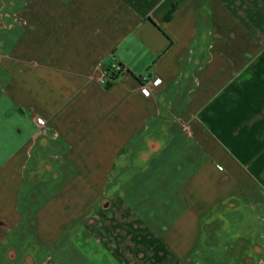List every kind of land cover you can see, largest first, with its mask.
Segmentation results:
<instances>
[{
  "label": "crops",
  "instance_id": "crops-1",
  "mask_svg": "<svg viewBox=\"0 0 264 264\" xmlns=\"http://www.w3.org/2000/svg\"><path fill=\"white\" fill-rule=\"evenodd\" d=\"M2 3L3 19L19 21L20 57L29 50L34 62L25 92L21 78L19 95H2L35 128L19 156L38 147L41 115L59 155L43 154L76 165L44 177L98 181L77 198L73 183L42 190L29 208L37 232L59 219L69 230L51 240V264L82 263L79 226L98 232L89 239L114 264H218L225 212L221 259L264 264V0ZM114 65L123 71L106 88ZM151 77L159 83L145 96ZM31 84L37 95H25ZM22 180H4L1 220L22 219L11 215Z\"/></svg>",
  "mask_w": 264,
  "mask_h": 264
},
{
  "label": "rangeland",
  "instance_id": "rangeland-1",
  "mask_svg": "<svg viewBox=\"0 0 264 264\" xmlns=\"http://www.w3.org/2000/svg\"><path fill=\"white\" fill-rule=\"evenodd\" d=\"M2 1L3 0H0V191L3 190L1 186H3L4 180H8L10 175H12V182H14L13 184L16 186L19 185L20 175H22L23 180L20 189H23V192H21V195L19 194L17 196L16 203H13L18 212H11L12 216L18 215L21 216L22 219H0V264H51L50 256L52 247H57V244L52 246L51 240L59 235H68L69 230H66L63 220L59 219L53 222L51 220L45 222L44 227H40L39 225L37 232V228L34 225L37 213L34 208H29L34 207L36 203H40L37 201L40 200L39 194L42 190L45 192L46 189H49L51 193H54L65 186L66 182L68 184L73 183L74 185L70 188L73 190L75 198H77L79 197L78 194H81L83 191V183H85V185L89 184L90 188L94 189L98 181H83L82 179L65 180L55 176L51 178V176L48 175L47 178L44 177V173L47 171H68L69 173L76 171V165L64 163L58 165L55 163L52 164L43 154H46V152L51 153V155H53V152L55 154L58 153V151H56L57 149L52 148L50 133L43 130L44 126L39 129L40 135H38L36 140V145L38 147H35L34 144H30L27 147L26 154L23 157L19 156V146L23 144L25 138H28L29 135L33 133L35 128L31 122L27 121L28 113L26 111L20 112L17 109H11L12 106L2 100V95H19L21 78L23 80V93L25 92V78L29 79L34 62L33 58L29 57V50L26 53L23 52V55L20 57L18 46L19 21L17 19L7 21L3 19ZM27 90L25 95H37L35 93V84H31ZM36 154H43L47 162H36ZM57 155H59V153ZM7 160L13 163L12 169L10 168V170H7L9 174H6L2 168ZM22 160H26V162H22ZM49 197L50 195L43 196L42 204H44ZM49 214L52 213H44L46 216ZM57 214L58 213H56V215ZM227 216L230 218V215L225 212V220L221 215L219 219L224 220V223L228 226L224 228L219 227L218 247L220 259L217 261L218 264H230V259H221L222 256H230V222H226ZM83 218L82 216L77 218L76 225H78ZM220 223L222 224V221H220ZM78 228H80V230H76V235L80 237L79 239L81 241L78 246L82 249L85 257L81 264H114L112 259H110V255L105 253V251L94 243V240L89 239V236H93L94 234L98 235V232L94 229L90 231L89 228H81V226ZM212 231L214 232L215 228H213ZM84 238H86L87 242H84ZM72 252H76L80 256H83L76 247ZM204 264H215V261L206 260Z\"/></svg>",
  "mask_w": 264,
  "mask_h": 264
},
{
  "label": "built area",
  "instance_id": "built-area-1",
  "mask_svg": "<svg viewBox=\"0 0 264 264\" xmlns=\"http://www.w3.org/2000/svg\"><path fill=\"white\" fill-rule=\"evenodd\" d=\"M114 70L119 72L120 70L123 71L122 67L118 65L113 66ZM108 79L107 72L104 75L103 81L105 82ZM159 83V78L158 77H151L148 78L145 83H143L140 87V92L145 95V96H150L152 95L154 87ZM34 124L38 127L41 128L43 125L46 124V118L39 115L35 118ZM218 168L220 169V166L218 165Z\"/></svg>",
  "mask_w": 264,
  "mask_h": 264
},
{
  "label": "trees",
  "instance_id": "trees-1",
  "mask_svg": "<svg viewBox=\"0 0 264 264\" xmlns=\"http://www.w3.org/2000/svg\"><path fill=\"white\" fill-rule=\"evenodd\" d=\"M109 71L107 72L108 79L105 81L106 88H110L112 86V82L116 78H118L119 74L122 72L121 70L119 72H117L116 70H114V68L109 69Z\"/></svg>",
  "mask_w": 264,
  "mask_h": 264
}]
</instances>
